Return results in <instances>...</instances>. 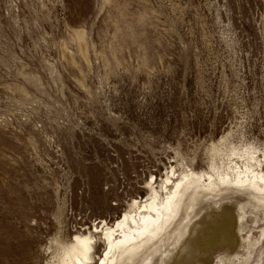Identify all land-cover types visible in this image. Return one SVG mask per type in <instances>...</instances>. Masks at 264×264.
<instances>
[{
	"label": "rangeland",
	"instance_id": "rangeland-1",
	"mask_svg": "<svg viewBox=\"0 0 264 264\" xmlns=\"http://www.w3.org/2000/svg\"><path fill=\"white\" fill-rule=\"evenodd\" d=\"M248 157L264 170V0H0V264H58L79 234L100 264L102 229L134 203ZM249 199L201 198L148 264H174L194 235L211 264H264ZM210 211L237 224L232 251Z\"/></svg>",
	"mask_w": 264,
	"mask_h": 264
},
{
	"label": "bare ground",
	"instance_id": "bare-ground-1",
	"mask_svg": "<svg viewBox=\"0 0 264 264\" xmlns=\"http://www.w3.org/2000/svg\"><path fill=\"white\" fill-rule=\"evenodd\" d=\"M208 180L209 182L206 183L201 177H186L182 182L174 185L173 191L166 194L165 200L160 197L157 191L153 190L145 204L134 203L132 206L133 209L135 208L134 211L126 212L112 228L102 229L106 251L100 264H123L125 260L132 262L136 256L145 251L142 264H148L150 255L160 252L161 250L158 248L166 239L176 238L178 240L181 237V228H176L183 224L187 228L190 226L191 218L196 212L197 202L201 198L219 197L224 190L229 188L247 192L249 198L255 203L253 208L259 209L264 214V170H262L261 162H258L257 159L248 157L242 168L236 166L231 169L230 174L219 176L217 180L209 177ZM170 184L168 181L167 188ZM210 213L204 217L210 220L214 230L219 233L218 240L228 247L227 252L232 251L239 245L234 235L237 224L234 227L232 222L227 230H223V216H218L217 211H210ZM243 230L244 228L241 226L240 231ZM96 231L98 234L99 228ZM262 235L264 236V232ZM95 240V234L76 235L70 246L58 249V264H94L90 252L94 248ZM185 244V250L174 261V264H211L210 258H205V249L212 250L214 248L208 249L204 235L191 236ZM153 247L156 248L151 251ZM253 247L254 245H248L250 249ZM237 258L236 252L234 255L229 254L221 258L220 262L222 264H240ZM249 260L250 257L242 264L249 263Z\"/></svg>",
	"mask_w": 264,
	"mask_h": 264
}]
</instances>
